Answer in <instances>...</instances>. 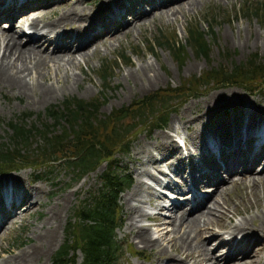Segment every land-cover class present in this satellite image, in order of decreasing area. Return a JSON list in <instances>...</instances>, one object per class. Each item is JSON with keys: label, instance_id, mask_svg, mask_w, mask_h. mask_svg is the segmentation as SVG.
Listing matches in <instances>:
<instances>
[{"label": "bare ground", "instance_id": "6f19581e", "mask_svg": "<svg viewBox=\"0 0 264 264\" xmlns=\"http://www.w3.org/2000/svg\"><path fill=\"white\" fill-rule=\"evenodd\" d=\"M63 1L0 0V26L4 27L5 22H8L6 29L0 30V88L7 87L33 101H48L56 93L63 92L64 88L77 85L86 78L82 75L78 78L72 68H76L80 60L95 51V38H116L129 26L134 27L149 20L154 14L172 20L176 12L193 8L201 0H102V5L97 1L87 8L82 5L66 7L62 5ZM36 4L42 5L40 8L29 7ZM43 10L45 15L41 14ZM15 26L20 27L16 35L13 34ZM194 66L195 63H189L186 71ZM51 67L54 68V76L50 74ZM124 76L132 84L130 91L134 89L139 92L165 79L152 61L142 62ZM49 79L51 81L47 82ZM137 80H140V85ZM82 91L86 92L87 88H82ZM231 91V97L236 100L241 98L236 103L245 101L242 96L235 94L236 91ZM216 93L208 95L201 102L206 107L210 105L207 109L193 119L186 120L192 125L190 134L182 138L190 146L181 149L170 133L162 132L155 142H146L134 149V155L142 157L139 166L132 169L136 174L135 183L124 196L126 221L123 231L132 234V238L141 245L135 253L143 257L147 264H258L262 252L264 264V211L258 210V191H264V129L254 127L256 122L264 120V106L253 109L241 102L237 112H231L209 126L205 120L211 104L227 99L230 95L217 96ZM253 134L258 135L259 139L253 141ZM191 146L197 150L195 154L198 157L191 151ZM210 147H214V150H210ZM166 156L169 158L165 159ZM187 157L192 165L186 166L181 188L187 189L188 194L184 196L188 200H174L165 207L158 206L166 209L168 216L161 217L157 212L148 215L156 221L164 218L158 222L155 230L140 225L137 218H143L147 213L141 211L139 204L128 202L129 199L138 203L141 201L138 195L145 182L140 176L154 179L160 187L178 189L179 185L169 175L173 174L174 168L179 172L183 159ZM152 161L167 163V171L161 172H166L168 182L151 176L146 166ZM18 177L0 179V232L7 225L10 228L15 219H24L39 205L42 197V191L34 183L26 182L23 187L19 185ZM205 184H209L208 190L202 187ZM242 185L245 190L248 189L241 193L245 207L241 210V219L234 223L232 217L239 210L235 204L230 205L225 196L228 186L236 188ZM146 187L152 189L153 186L147 184ZM76 190L74 188L71 194L75 195ZM63 193L60 191L58 197L64 196V199L56 198L57 202L47 205L49 208L43 212L42 221L32 228L33 240L17 253L1 258L0 264H42L41 256L59 239L57 232L62 202L66 198L70 200ZM168 194L173 195L172 192ZM249 196L252 199H248ZM160 197L161 192L153 188L147 202L157 205L154 200ZM174 197L179 198L176 194ZM210 200L213 201L208 206ZM187 203L188 207H184ZM164 223L170 226L163 233L161 228ZM213 226H218L219 230H214ZM204 233L217 238L214 246H207L208 238ZM224 247L227 250L222 256L212 254ZM162 258L163 263H160ZM131 264L142 263L135 261Z\"/></svg>", "mask_w": 264, "mask_h": 264}, {"label": "rangeland", "instance_id": "374dc122", "mask_svg": "<svg viewBox=\"0 0 264 264\" xmlns=\"http://www.w3.org/2000/svg\"><path fill=\"white\" fill-rule=\"evenodd\" d=\"M97 1L100 2L102 0H65L62 2V5L66 7H71L73 5L81 7L82 5L87 8ZM102 3L100 2L99 5H102ZM256 5H260L259 7H261V10H258L259 15L257 16L245 15L240 11H236L240 10L243 6L251 8ZM188 9L189 8L184 9L182 12H176L175 18L169 21L161 14H154L149 20L136 24L134 27L129 26L128 30L124 31L122 34L120 33L116 38H95L93 42L97 47L95 51L85 57L84 60H80L76 68H72V71L77 74L78 78L81 75L86 78L77 85L72 84L69 88H64L63 92L56 93L48 101H33L27 98L26 95H21L7 87L0 88L1 142L7 140V135L10 131L9 122L21 120L26 126L31 124L39 126L43 123H52V118L46 115V108L49 105L58 104L61 100L69 96H75L84 100L95 98L97 104H99L96 112L99 114L98 116H102L103 114L109 113L115 107L127 106L133 101L140 102L153 91L164 89L168 92L165 94V97L168 98L167 104L170 111L167 113L166 120L160 126L154 125L152 129H147L144 124L138 125L133 130V136L131 138L129 137L128 152L117 156L118 165L127 176L129 184L118 193L114 219V241L116 250L112 254L111 264H126L127 262L131 264L135 261L147 264L143 257L135 253L136 250H138L136 248H140L141 245L132 238V234L123 231L126 221V200L124 196L127 195L135 183L136 174L132 169L139 166L138 163L142 157V155H134L136 146L146 142H155L159 139L158 136L162 134V132L170 133L172 138L179 142L181 149L190 146V143L184 142L182 138L187 133L190 134V127L192 124L187 123L186 120L193 119L195 115H200L201 111L207 109L210 105L206 107L202 105L201 102L214 92H218L216 93L217 96H228L229 93L230 95L227 99L224 98L219 102L211 104L212 107L207 113L208 118L205 120L206 124L209 126H212L218 119H224L227 114L237 112V106L242 105V103L253 109L262 107V105L264 106V88L259 90L260 92L257 90L255 93L247 91L239 85H218L217 83L205 81V75L208 74L207 72L211 67L221 65L222 68H226V66H229L232 62L245 60L254 53L257 56V60L264 65V0H201L196 6ZM41 12L42 15H45L44 10ZM188 23L195 24L204 32V39L209 49L207 55L197 56L193 53L189 45L184 44L185 26ZM13 28V34L20 30L18 26ZM2 29L4 30L6 28L0 26V30ZM160 35L168 39L173 37L182 42L184 46L179 53V57L172 55L164 46H157L153 42V40ZM149 44L152 46V49L148 52L147 47ZM88 51H90V48H88ZM118 55L128 56L129 59L127 62H122L116 59ZM144 61H152L154 67L165 79L144 92L135 91L134 89L130 91L132 84L125 78L124 74L127 71H133L138 68L142 62L145 63ZM189 63H195V66L190 71H186V66ZM105 65L109 67L107 68L108 76L105 80H102L99 75L102 66ZM54 73V68L51 67L50 74L54 76ZM58 73L60 74V72ZM50 81L51 79L47 80V82ZM200 81H202V83H199ZM137 84H141L140 80H137ZM84 87L87 88L86 92L82 91ZM178 88L181 89V91H179ZM231 90L236 91L235 94L242 96L245 101L236 103L237 100L241 98L236 100L234 97H231ZM182 93H187L188 95L185 96L182 95ZM154 107L157 109L161 106L156 103ZM162 109L161 107L153 111V114L157 115L161 113L163 111ZM21 115H24L22 119H20ZM145 115H149L148 111L145 112ZM146 118L149 117L147 116ZM123 121L124 124H130V122L135 121V119L129 121L128 118H125ZM147 123H150V121ZM61 124L65 126L63 122ZM172 124L173 127H171ZM57 128L59 129L60 127L56 126L55 130H58ZM180 139H183V142H181ZM194 148V146L190 147L193 154L197 151L194 150ZM158 150L156 146L155 151L157 155ZM195 156L198 157L196 154ZM166 158H169V156H166L165 159ZM164 164L162 161H152V163L148 164L146 167L147 170H150L153 174H151V176L158 178V180H165L168 182L169 177L166 175V172H161L162 170L167 171V163ZM191 165L190 158L187 157L185 160L183 159L179 172L178 169L174 168L175 171H172L173 174L169 175L179 187L183 186V181L181 180H183L184 175H186V166ZM152 166H154V168H152ZM104 168L105 164L102 161L94 169L80 177H77L73 171L69 168H65L62 164L54 165L49 168L48 171L44 170V172L40 169L42 172L41 177L39 176L40 178L35 176L36 173L39 172V169L28 165H21L11 170L4 169L5 171L0 172V179L19 176V185L23 186L24 183L31 182L42 191V197L38 206L34 207L24 219H15L10 225V228H8L9 225H7L3 232H0V260L3 257H8L17 253L33 240L32 228L42 221L43 212L47 211L49 208L47 205L57 202V200H55L56 198L64 199V196L58 197V193L64 191L63 194H67L70 200L66 198V201L62 202L60 226L57 232L59 239L40 259L42 264H51L53 252L62 244H66L65 237L67 226L69 225L70 229H76L77 210L89 199L90 194L99 186L98 174ZM257 168L258 167H256V169ZM140 178L145 182V184L140 187V196L138 195V199L141 201L138 203L134 199H129L128 202L133 205L139 204L141 211L147 213L145 217L137 218L138 223L142 226L150 227L151 230H155L158 222L164 218L156 221V219L154 220L153 217L150 218L148 215H153L157 212L161 214V217L168 216L166 209H156L155 207L152 209L151 204L147 202L152 189L159 187L160 184H157L158 182H155L154 179L146 178L145 175L140 176ZM147 184L153 186L152 189L146 187ZM208 185L209 184H205L202 187L208 190ZM181 187L179 189L180 191L171 188L173 197L176 194L179 196V200L186 201L188 199L187 196L184 195L188 193L185 194L187 191L185 189L183 190ZM228 187L225 197L227 201L230 202V205L235 204L239 210L232 217V221L235 223L241 219V210L245 207L243 203V194L241 193L248 191V189L245 190L244 185L236 188L232 186ZM74 188H77L75 195L71 194ZM159 188L163 189V187ZM258 193V199L260 201L258 210L264 211V191L261 189ZM248 194L250 195V193ZM160 198L154 200V202L157 201L158 203ZM248 199H252V196H249ZM212 201L213 200L209 201L208 206L212 204ZM188 205L187 203L184 207H188ZM21 209L22 207H20V210ZM169 226L168 223H164L161 228L163 233L167 230L165 228ZM213 229L219 230L218 226H213ZM204 236L208 238L206 243L207 246H214L217 242V238L211 237L208 233H204ZM223 236L225 237V235ZM161 242L165 243L163 240H161ZM68 244L70 243L68 242ZM226 250V247H224V249L220 248L213 251L212 254L214 256H222L225 254ZM262 254L263 252L259 254L260 260L258 264H263ZM69 258L73 261V264H80L81 252L75 250L70 253ZM162 260H164V258L159 260L160 263H163ZM208 263L210 262L208 261Z\"/></svg>", "mask_w": 264, "mask_h": 264}, {"label": "trees", "instance_id": "16d2710c", "mask_svg": "<svg viewBox=\"0 0 264 264\" xmlns=\"http://www.w3.org/2000/svg\"><path fill=\"white\" fill-rule=\"evenodd\" d=\"M259 6H243L236 11L257 16L258 10H261ZM203 34L193 23L185 26L183 42L197 56H205L209 51ZM153 42L157 46H164L175 57H179L184 46L181 41L163 35L156 37ZM151 49L149 44L147 51ZM116 59L127 62L129 58L118 55ZM107 68V65L101 68L99 76L102 80L108 76ZM207 73L205 81L218 85H239L255 93L264 88V65L257 60L255 53L245 60L232 62L226 68L221 65L211 67ZM167 93L164 89L153 91L140 102L133 101L127 106L115 107L102 116L96 112L99 104L95 98L84 100L69 96L46 108V115L53 120L50 124L26 126L21 120L8 123L10 131L7 140L0 141V172L28 165L39 169L35 176L41 177L44 170L62 164L80 177L102 161L105 164L98 174L99 186L77 210L76 229L67 226L66 244L53 252L51 264H73L69 257L75 250L81 252L80 264H111L112 254L116 250L114 219L118 193L129 184L118 165L117 156L128 152L129 137L133 136V130L138 125L144 124L147 129H152L166 120L170 111L168 98L165 97ZM156 103L163 111L154 115L153 111L161 108L156 109ZM147 111L149 115H145ZM125 118L135 121L124 124ZM56 126L60 128L55 130Z\"/></svg>", "mask_w": 264, "mask_h": 264}]
</instances>
